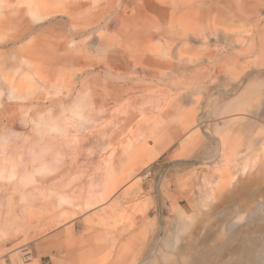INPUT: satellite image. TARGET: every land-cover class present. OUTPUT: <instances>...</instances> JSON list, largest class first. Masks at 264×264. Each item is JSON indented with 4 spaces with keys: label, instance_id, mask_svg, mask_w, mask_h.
Here are the masks:
<instances>
[{
    "label": "rangeland",
    "instance_id": "374dc122",
    "mask_svg": "<svg viewBox=\"0 0 264 264\" xmlns=\"http://www.w3.org/2000/svg\"><path fill=\"white\" fill-rule=\"evenodd\" d=\"M122 1L0 0V264H264V0Z\"/></svg>",
    "mask_w": 264,
    "mask_h": 264
},
{
    "label": "bare ground",
    "instance_id": "6f19581e",
    "mask_svg": "<svg viewBox=\"0 0 264 264\" xmlns=\"http://www.w3.org/2000/svg\"><path fill=\"white\" fill-rule=\"evenodd\" d=\"M97 2V1H96ZM122 2H124V0L122 1ZM207 2V1H206ZM207 5V4H206ZM32 6V5H31ZM142 6V5H141ZM121 7V6H120ZM123 8V7H122ZM16 9V8H15ZM120 13H121V11H120ZM151 15V14H150ZM36 17V16H35ZM155 17V16H154ZM58 18V17H57ZM82 18V17H81ZM114 18V17H113ZM122 18V17H121ZM73 20V19H72ZM111 21V20H110ZM119 21V20H118ZM159 21V20H158ZM113 24V23H112ZM115 24V23H114ZM69 25H70V23H69ZM69 33H70V30H69ZM207 35V34H206ZM25 36V35H24ZM201 37V36H200ZM103 42V41H102ZM167 52H169V51H167ZM78 54H80V53H78ZM77 53H76V55H78ZM167 55H169V53L167 54ZM167 55H166V57H167ZM168 58H170V57H168ZM164 59V58H163ZM171 61V60H170ZM29 65V64H28ZM27 65V66H28ZM74 71H76V70H74ZM79 71V70H78ZM81 71H82V69H81ZM90 71V70H89ZM167 75V74H166ZM77 76V75H76ZM165 76V75H164ZM148 77V76H147ZM120 78H118V80H119ZM123 79V78H122ZM80 83V82H79ZM17 86V85H16ZM253 86V85H252ZM256 86V85H255ZM241 87V86H240ZM263 88V87H262ZM84 89H86V88H84ZM233 89H235V88H233ZM240 89V88H239ZM238 89V90H239ZM246 89V88H245ZM249 88H247V90H248ZM237 90V89H236ZM235 90V91H236ZM246 90V91H247ZM7 91V90H6ZM249 91V90H248ZM247 91V92H248ZM76 92V91H75ZM233 92H234V90H233ZM245 92V91H244ZM243 92V93H244ZM252 93V94H251ZM251 93H249V96L248 97H251V95H253V93H254V95L253 96H255L257 99H261V98H264V90H261L260 89V91L258 92V93H255V92H251ZM229 94V93H228ZM227 94V95H228ZM248 94V93H247ZM245 95H246V93H245ZM8 96V95H7ZM244 96V95H243ZM242 98H244V97H242ZM240 99V98H239ZM91 103H93L92 101H90ZM115 102V101H114ZM173 105V104H172ZM224 105V103L222 104V106ZM87 106V105H86ZM92 106V105H91ZM260 106V105H259ZM88 108V107H87ZM85 109V108H84ZM199 116V115H198ZM88 118V117H87ZM92 117H89L87 120L89 121V119H91ZM83 119H86V117H84ZM80 121V120H79ZM85 121V120H84ZM85 122H87V121H85ZM89 122H91V121H89ZM88 123V122H87ZM215 125L217 126L218 124V122H217V120H215ZM195 124H197V122H195ZM50 125V124H49ZM55 125V124H54ZM53 124H52V126H54ZM56 125H58V124H56ZM174 126H176V125H174ZM173 126V127H174ZM57 127V126H56ZM169 127V126H168ZM84 130V129H83ZM192 131V130H191ZM60 132V131H59ZM62 134V133H61ZM192 134V133H191ZM241 134V133H240ZM209 135V134H208ZM210 135H212L213 136V134H211L210 133ZM154 136V135H153ZM210 137V136H209ZM238 137V136H237ZM236 137V138H237ZM148 137H146V139H147ZM227 139H228V137H226ZM225 138V139H226ZM239 138V137H238ZM155 139H156V137H155ZM212 139V138H211ZM221 139H219V141H220ZM223 140V139H222ZM233 140V139H232ZM237 140V139H236ZM228 141H231V140H227V142ZM234 141V140H233ZM142 142V141H141ZM236 142V141H235ZM220 143H222V141L220 142ZM223 144V143H222ZM236 144V143H235ZM221 145V144H220ZM222 146V145H221ZM223 147V146H222ZM163 148V147H162ZM160 149L159 151H156L155 149H152V150H148L147 151V154H146V157H145V162L147 163V164H149L150 162H152V161H154L155 159H157L160 155H161V153H162V151H163V149ZM223 149V148H222ZM224 153H225V151H224ZM227 155V154H226ZM179 156L177 155V156H173V157H171L170 159L172 160V159H176V158H178ZM206 162V161H205ZM205 164V163H204ZM24 170V169H23ZM42 170V169H41ZM24 172H26L25 170H24ZM29 173V172H28ZM181 187V186H180ZM63 201V200H62ZM64 204H66V203H64ZM242 215V214H241ZM231 223V222H230ZM230 223H229V225H230ZM238 229V228H237ZM230 243V242H229ZM245 248V247H244ZM243 249V248H242ZM213 250V249H212ZM211 251V250H210ZM213 253V252H212ZM213 255H214V253H213ZM209 256H211V255H209ZM197 258V257H196ZM200 258V257H199ZM203 259V258H202ZM196 260H198V259H196ZM12 263L13 264H21V260L19 259V257H17L16 255H12ZM195 264V263H194ZM201 264H203V262L201 263Z\"/></svg>",
    "mask_w": 264,
    "mask_h": 264
},
{
    "label": "crops",
    "instance_id": "0c3cea01",
    "mask_svg": "<svg viewBox=\"0 0 264 264\" xmlns=\"http://www.w3.org/2000/svg\"><path fill=\"white\" fill-rule=\"evenodd\" d=\"M162 154V153H161ZM145 157H146V155L144 154V155H142V161L143 162H145ZM156 160V159H155ZM154 160V161H155ZM154 161H152V162H150L151 164L154 162ZM146 163V162H145ZM147 164V163H146ZM35 254V257L33 256V258H32V260H30V262L28 263V264H46V261H45V257L46 256H43V253H42V251L40 250V248H38V251H36V249H34V253H33V255ZM13 255H16L17 256V254H13ZM17 257H19V256H17ZM20 259V258H19ZM10 264H13L12 263V255H11V263ZM21 264H23L22 262H21Z\"/></svg>",
    "mask_w": 264,
    "mask_h": 264
}]
</instances>
